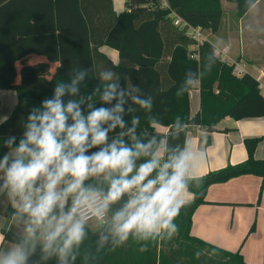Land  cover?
Returning <instances> with one entry per match:
<instances>
[{
  "label": "trees",
  "instance_id": "1",
  "mask_svg": "<svg viewBox=\"0 0 264 264\" xmlns=\"http://www.w3.org/2000/svg\"><path fill=\"white\" fill-rule=\"evenodd\" d=\"M25 1L0 0V90H13L16 94L14 108L0 123V138L19 135L30 107L51 95L56 83L67 81L78 69L88 70L81 84L82 94L92 93L101 84L100 73L111 69L125 88L136 86L137 95L151 98L150 111L132 105L135 111L126 114L125 119L128 126L133 117L139 119L136 135L141 141L154 139V148L164 141V161L173 150L184 149L189 126L213 132L226 117L235 121L264 117V97L258 82L248 73L235 77L231 67L216 58L208 39L194 48V41L172 23L170 13L174 12L190 25L215 34L223 15L221 0H164L167 7L163 0H124V10L118 14L112 0H35L39 1L35 6ZM257 1L234 0L236 16H244ZM103 46L117 52L116 63L99 51ZM30 55L44 60L28 63L26 58ZM52 64H56L54 70ZM194 82L198 83L200 101L198 111L191 116L189 91ZM153 119L167 131L162 133L153 127ZM120 131L117 128L110 139ZM124 139L132 143L129 137ZM259 141L244 140L248 154L245 161L202 177L186 178L193 200L180 209L174 221L178 232L170 239L164 232L148 240L130 235L121 245H114L110 237L101 245L100 235L107 234L106 227H86L87 236L69 264H245L239 252L205 243L191 236L190 229L193 213L205 203L209 186L243 175H254L264 182V159L253 156ZM146 159L137 160V165ZM86 183L107 187L103 179ZM128 198L126 195L114 204L109 217ZM15 212L11 203L6 204L1 231L3 240L17 244L23 236L10 225ZM28 264H58V259H42L37 246Z\"/></svg>",
  "mask_w": 264,
  "mask_h": 264
},
{
  "label": "clouds",
  "instance_id": "2",
  "mask_svg": "<svg viewBox=\"0 0 264 264\" xmlns=\"http://www.w3.org/2000/svg\"><path fill=\"white\" fill-rule=\"evenodd\" d=\"M87 76V69L73 70L30 107L19 135L0 138V192L6 191L24 222L23 238L0 251V264H28L37 246L42 259L55 256L58 264H69L90 221L106 227L101 245L110 237L121 245L130 235L148 240L166 232L170 239L178 232L174 221L185 203L192 153L176 149L162 163L163 142L154 148V139L141 141L139 119L133 117L131 126L125 119L135 111L132 105L150 111L151 98L137 95L136 86L125 88L111 69L100 73L101 84L92 93L82 94ZM117 128L121 131L110 139ZM142 157L147 159L137 165ZM94 178L107 187L86 183Z\"/></svg>",
  "mask_w": 264,
  "mask_h": 264
},
{
  "label": "crops",
  "instance_id": "3",
  "mask_svg": "<svg viewBox=\"0 0 264 264\" xmlns=\"http://www.w3.org/2000/svg\"><path fill=\"white\" fill-rule=\"evenodd\" d=\"M25 2L29 6H35L39 1ZM224 2L235 5L234 0H221L223 15L220 28L215 34L205 32L206 38L215 49L225 52L229 59L245 65L247 73L258 81L260 93L264 97V0H258L244 16H236L237 22L234 18L228 21L224 18ZM113 9L117 14L123 11H117L114 6ZM247 19L250 24L247 25L246 31ZM7 23L10 25L11 22ZM99 51L113 63L117 62L118 55L115 50L103 46ZM38 60L44 58L37 55L26 58L28 63ZM55 66L56 64H52L51 70H54ZM19 67L20 63H17V68ZM199 101L198 83L194 82L189 91L191 116L198 111ZM15 104L16 94L13 90H0V123L8 118L7 115L9 116ZM156 128L162 133L167 131L161 126ZM253 138L260 139L253 152L254 158L264 159V117L238 121L226 117L216 125L213 132L203 130L199 126L187 127L184 149L187 147L193 155L187 178L202 177L210 171L245 161L248 154L244 140ZM260 191L261 200L257 196ZM183 199L184 204L189 203L193 200V195L187 191ZM8 203L12 205L6 191L0 192V230L5 223L2 212ZM257 217L258 222L259 218L262 219L261 226H264V182L257 176L243 175L209 186L205 203L198 206L193 213L190 235L225 251L239 252L245 264H263V228L261 227L258 234L260 241L262 233V242L258 244H244L241 239L247 229L246 224L251 223L253 219L254 222ZM17 221L18 217L15 216L10 225L20 234L21 231L16 226ZM89 224L87 227L91 230L99 226L95 222ZM15 245L14 242L3 240L0 233V251H7Z\"/></svg>",
  "mask_w": 264,
  "mask_h": 264
},
{
  "label": "built area",
  "instance_id": "4",
  "mask_svg": "<svg viewBox=\"0 0 264 264\" xmlns=\"http://www.w3.org/2000/svg\"><path fill=\"white\" fill-rule=\"evenodd\" d=\"M162 4L164 7H167V4L164 0H163ZM170 17L172 19L173 25L175 27H177L178 29L183 30L185 32V34L194 41V43H195L194 48H196L199 44H201L203 41H205L207 39L205 36V31H203L199 27H194V26L190 25L188 22L183 20L181 17L176 15L174 12L170 13ZM215 56L217 59H219L220 61L226 63L227 65H229L231 67V73L235 77L239 78V77L247 74V70L245 68V65L243 63H239L237 61H233V60L229 59L225 52L220 51L218 49H215ZM163 146L165 148L164 141H163ZM164 159H165V152H164V155H163V158L161 161L162 163L164 162ZM108 216H109V213H108ZM90 222H95V221H90Z\"/></svg>",
  "mask_w": 264,
  "mask_h": 264
},
{
  "label": "rangeland",
  "instance_id": "5",
  "mask_svg": "<svg viewBox=\"0 0 264 264\" xmlns=\"http://www.w3.org/2000/svg\"><path fill=\"white\" fill-rule=\"evenodd\" d=\"M113 1V6L114 8L117 10V11H120V10H123V7H124V0H112ZM222 6V5H221ZM223 8V7H222ZM224 18L228 21L229 19H233L235 20V22H237V17H236V9H235V5L234 4H229L228 2H224ZM250 24L248 19L245 21V30L247 31L248 28H247V25ZM206 36V35H205ZM262 92L264 93V90H262ZM8 117V115H7ZM261 195H262V191H260L258 198H260L261 200ZM1 208V207H0ZM1 215V214H0ZM3 216V215H2ZM1 217V216H0ZM3 218H5L3 216ZM254 220V219H253ZM253 220L251 221V223H247V229H245L241 239L242 241H244V244L247 243V244H258L260 241L262 242V233H261V238H260V241L258 239V234L259 232H261V227L263 228V235H264V226L262 225L261 226V221L262 219L259 218V222H258V217L257 219H255V221L253 222ZM5 225V223H4ZM253 225V230L250 232V226ZM16 226L17 228H19V230L21 231L20 234H22V236L24 235V232H23V229H24V222L21 218L18 217V221L16 223ZM90 226V224H89ZM4 227V226H3ZM2 227V228H3ZM1 228V229H2ZM0 233L1 235L3 236L2 234V231L0 230ZM264 248V246H263ZM263 255H264V252H263Z\"/></svg>",
  "mask_w": 264,
  "mask_h": 264
}]
</instances>
